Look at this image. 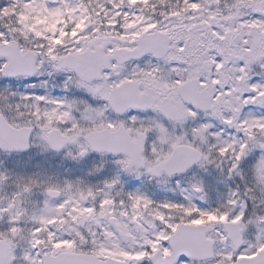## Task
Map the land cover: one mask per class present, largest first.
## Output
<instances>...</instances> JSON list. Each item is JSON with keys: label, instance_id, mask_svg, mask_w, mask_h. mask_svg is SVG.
Instances as JSON below:
<instances>
[{"label": "snow or ice", "instance_id": "6c2138e0", "mask_svg": "<svg viewBox=\"0 0 264 264\" xmlns=\"http://www.w3.org/2000/svg\"><path fill=\"white\" fill-rule=\"evenodd\" d=\"M0 80V150L28 151L35 137L46 150L77 145L73 158L122 155L126 173L174 180L182 197L61 198L72 186L48 185L24 264H264V216L249 218L264 193V112L246 111L264 109V0H9ZM73 89L84 98L69 101ZM210 165L239 180L216 208L202 182L181 179ZM22 195L0 208V264L18 261Z\"/></svg>", "mask_w": 264, "mask_h": 264}, {"label": "flooded vegetation", "instance_id": "af4514ba", "mask_svg": "<svg viewBox=\"0 0 264 264\" xmlns=\"http://www.w3.org/2000/svg\"><path fill=\"white\" fill-rule=\"evenodd\" d=\"M260 77L254 75V80L259 81ZM84 107L83 105H81ZM246 111H251L253 113L259 114L264 112V109H258L255 106H251L250 109ZM78 114V113H77ZM33 156L28 163V169H30V177L26 184H30L33 180L37 181L39 185L48 186L52 183L51 180L58 179L60 181L59 187L61 189H67L70 184L71 191L70 197H78L80 192H87L88 189H92L95 192L103 194L105 192L109 193L112 198L120 200L122 198L126 199L127 193L140 191L146 194L149 198L156 202H162L165 200H177L181 199V194L179 190H175V181L165 184L163 180L158 182L157 179L152 178L148 175H143L139 179L135 174L126 173L123 168L117 163L118 160L122 159V155L115 154H100L98 152H89L84 157L73 158L78 154V146L75 144H68L66 147L60 151L46 150L45 147L37 148L34 147ZM41 149L44 152H41ZM69 152L73 153L72 156ZM32 150L28 154H3L0 152V174L7 176V180L0 183V208H2L3 201L2 197L8 194L15 198L16 193L19 192L20 181H16L13 177L12 170L14 166L4 165V157L11 158H24L30 156ZM25 160V159H24ZM6 167V168H5ZM222 167L226 168L227 165ZM143 171V170H141ZM119 177L120 184L114 189L108 190L105 188V184L111 182L115 178ZM183 186L188 188L190 184L196 182H202L207 193V205L212 208H216L226 203L229 197L230 189L234 190L236 185L239 183L238 179L230 180L227 177L226 172H222L217 169L214 165H210L207 169H201L199 167H194L189 173L181 178ZM25 184V183H23ZM68 191V190H67ZM260 190L257 189L254 193L256 197V207L253 208V204L249 201V218L253 221L256 220L257 216H264V204L260 201L264 200V193H259ZM120 193V195H117ZM46 196L39 195L37 201L35 198L32 202L34 207L31 210L32 217H38L41 211L45 210V205L43 204V199ZM68 195L66 191L62 192L61 198H67ZM54 205L58 203V200H51L50 204ZM88 206H91L94 201L89 199L85 202ZM199 203V200H197ZM16 210L14 209L13 212ZM2 222L3 219H0ZM22 223L20 222L17 227H20ZM39 225L34 220L31 224V230H35ZM258 234V228L255 223L249 226V239L255 238Z\"/></svg>", "mask_w": 264, "mask_h": 264}, {"label": "rangeland", "instance_id": "374dc122", "mask_svg": "<svg viewBox=\"0 0 264 264\" xmlns=\"http://www.w3.org/2000/svg\"><path fill=\"white\" fill-rule=\"evenodd\" d=\"M57 6H59V5L58 4H53V7H57ZM137 14H139V13H137ZM150 14L151 13L146 12L145 13V16H148ZM156 19H159V17L157 16ZM61 79H62V77H55L54 78V82H58ZM3 87H5V83H4L3 80H0V89H2ZM12 88H13V90H18L20 92H23L24 91V86H23V84L21 82H14V83H12ZM56 91H58V90H56ZM56 91H54V92H56ZM73 92H75V94H79V96H80L81 99L84 98L83 97V94L80 93L78 90L73 89V91L71 93H73ZM78 107L80 108V105ZM81 111H83V109ZM34 140H35V144L37 145V148L38 149L39 148H42V147H45L41 143V141L39 139H37V138L34 137ZM42 151L44 152L43 149H41V152ZM33 154H34V152H32V154L30 156H26L24 158H18V159H16L15 157L14 158L4 157V163L5 162H8V161L14 163V165H12V166H14V169L12 170L13 175H14L13 177H15V180L17 182L20 181V186H19L20 190H19L18 193H16V195L19 194V193H23V195L21 197L22 203L20 205V208L22 210H24L25 215L23 216V218L21 220L22 225L20 226V228L23 229V232L21 234L22 238H17V244H18V247L16 248V255L18 257L17 264H24L23 256L25 254H27L31 250L30 249L29 241L31 240V232L33 230H31L30 228H31L32 222L34 221V219H33L34 217H32V215H31L32 214L31 213V210L34 207L31 204H32L34 198L35 199L37 198L36 200L39 201L38 200V196L40 194L43 195V196L44 195L46 196L45 189L47 188V186H44V185H41V184H40L39 187H33L31 192H23L24 186L28 182L27 181V178L30 175V172H29L28 166H27L28 165L27 161H30L31 160ZM4 165L5 166L6 165H11V163H5ZM21 172H23L22 173V175H23L22 177H20L21 176L20 175ZM51 181H52V183H50L51 185H58V186L60 185L59 184L60 181L58 179H53ZM23 183H25V184H23ZM70 191H71V189L68 190V191H66L68 197H70V195H69L70 194ZM259 193H262V192L260 191ZM2 198H3L2 199V201H3L2 208H7L9 202L12 199H14L11 196L8 197V194H5L4 197H2ZM42 199H43V204L45 205L44 202L48 198L45 197V198H42ZM0 201H1V199H0ZM50 205L51 206H54V203L53 204H50ZM45 214H46L45 213V210L44 211H41L38 214V217H40L42 215H45ZM3 222H5V223L0 225V232H5L10 227L8 215H4Z\"/></svg>", "mask_w": 264, "mask_h": 264}, {"label": "trees", "instance_id": "16d2710c", "mask_svg": "<svg viewBox=\"0 0 264 264\" xmlns=\"http://www.w3.org/2000/svg\"><path fill=\"white\" fill-rule=\"evenodd\" d=\"M9 0H0V7L7 6Z\"/></svg>", "mask_w": 264, "mask_h": 264}, {"label": "water", "instance_id": "95a60500", "mask_svg": "<svg viewBox=\"0 0 264 264\" xmlns=\"http://www.w3.org/2000/svg\"><path fill=\"white\" fill-rule=\"evenodd\" d=\"M2 152H5V151H3V150H1ZM27 152H29V150L28 151H24V152H18V153H27ZM5 153H7V152H5Z\"/></svg>", "mask_w": 264, "mask_h": 264}]
</instances>
